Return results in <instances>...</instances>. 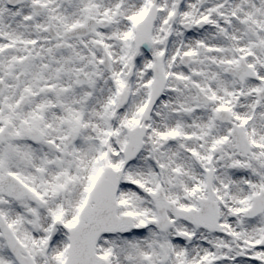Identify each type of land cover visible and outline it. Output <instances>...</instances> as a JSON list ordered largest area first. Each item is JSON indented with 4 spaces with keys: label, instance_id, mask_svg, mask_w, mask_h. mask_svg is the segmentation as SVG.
<instances>
[{
    "label": "snow or ice",
    "instance_id": "snow-or-ice-1",
    "mask_svg": "<svg viewBox=\"0 0 264 264\" xmlns=\"http://www.w3.org/2000/svg\"><path fill=\"white\" fill-rule=\"evenodd\" d=\"M0 264H264V0H0Z\"/></svg>",
    "mask_w": 264,
    "mask_h": 264
}]
</instances>
